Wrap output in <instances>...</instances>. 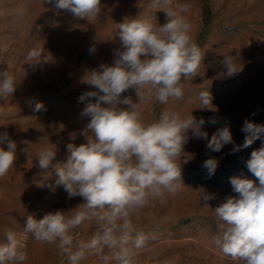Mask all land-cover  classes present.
Here are the masks:
<instances>
[{
  "label": "rangeland",
  "instance_id": "374dc122",
  "mask_svg": "<svg viewBox=\"0 0 264 264\" xmlns=\"http://www.w3.org/2000/svg\"><path fill=\"white\" fill-rule=\"evenodd\" d=\"M174 3L188 6L185 15L204 53L200 75L184 82L180 100L144 105V116L153 120L168 108L182 114L192 111L197 121L204 119L201 131L207 132L209 139L217 129L229 126L234 144L241 145L246 119L264 125V0ZM101 5L96 19L88 20L77 19L66 10L44 4V0H0V71L9 70L17 81L15 93L0 101V134L6 132L17 144L13 168L0 178V242L8 229L22 232L27 215L42 219L49 212L68 211L83 203L81 197L69 199L63 186H55L54 174L41 172L37 154L45 145L53 144L57 153L53 163H62L67 159V144L86 143L82 133L90 117L81 114L86 102L79 97L96 89L84 83L83 77L101 64L111 66L116 52L123 50L117 24L139 15L153 22L156 19L159 24L166 21V13L153 10L149 0H101ZM18 7L27 9L24 17L16 16ZM36 43L44 45L47 62L31 64L26 60L28 50ZM93 47L95 51L90 52ZM225 55L232 56L241 67L231 77L225 76L226 69L220 63ZM206 89L213 97V110L198 108V95ZM124 97L139 102L134 88L122 93L121 99ZM96 99L91 98V102ZM37 102L44 105L40 111H34ZM187 135L184 151L188 162L182 164L185 187L168 196L165 204L154 202L134 219L138 231L158 236L150 250L139 255L137 264H242L213 246L217 221L210 207L218 206L227 195H236L231 177L256 179L246 161L264 142V135L235 153L231 151L234 144L213 152L207 148V140L193 136L191 129ZM0 147L7 150L6 143ZM209 158L219 161L211 176L202 167ZM203 192L215 197L207 202L210 207H204ZM96 230L94 222H85L76 229L73 251ZM25 246V264H68L67 256L54 245L35 241L30 233ZM88 264H96L95 259Z\"/></svg>",
  "mask_w": 264,
  "mask_h": 264
},
{
  "label": "clouds",
  "instance_id": "9594fccd",
  "mask_svg": "<svg viewBox=\"0 0 264 264\" xmlns=\"http://www.w3.org/2000/svg\"><path fill=\"white\" fill-rule=\"evenodd\" d=\"M55 9L66 10L77 19L93 20L101 13V0H44ZM153 10L166 13L163 24L139 15L126 17L117 24L123 50H118L111 66L101 64L85 74L83 82L95 88L80 97L86 102L82 115L90 117L86 126V143L66 146V162L53 163L56 147L47 144L38 154V167L45 175L54 174L55 186H63L68 198L81 197L83 203L68 211L56 210L36 219L27 215L22 232L8 229L0 242V264H25L28 259L25 241L30 233L35 241L54 245L68 258V264H137L139 255L150 250L158 239L155 233L138 231L134 222L143 209L154 202L161 205L185 185L182 164L188 162L184 146L188 131L207 140V148L220 152L234 144L229 126L211 135L201 131L205 123L192 115L170 108L159 117L147 120L144 105L155 101L167 105L184 96V82L199 74L204 53L193 37L188 6L174 0H149ZM17 17L27 9L18 7ZM91 48L90 52H94ZM31 64L47 62L44 45L36 43L26 54ZM225 76L237 74L241 67L225 55L220 62ZM17 88L16 77L9 70L0 71V101H6ZM134 88L139 98L134 103L121 94ZM97 97L91 102V98ZM212 95L206 89L198 95L201 110H213ZM127 105L121 108L119 105ZM44 105L37 102L34 111ZM255 115V113H253ZM215 123V121H212ZM243 144L232 152L250 147L264 135V125L245 120ZM91 133V135L88 134ZM0 178L13 168L17 144L5 132L0 134ZM219 161L205 160L202 167L214 175ZM246 167L255 180L247 177L230 178L232 192L212 208L208 201L213 195L203 192L204 207H210L217 221L213 246L224 256L242 264H264V142L251 152ZM51 168V171L49 169ZM52 187V185H47ZM85 222H94L96 232L87 241H80L73 251L75 230Z\"/></svg>",
  "mask_w": 264,
  "mask_h": 264
}]
</instances>
